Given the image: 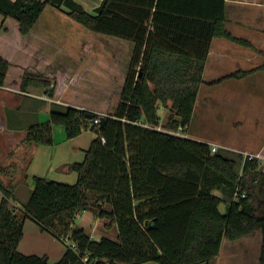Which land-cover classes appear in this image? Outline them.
<instances>
[{"label": "trees", "instance_id": "obj_1", "mask_svg": "<svg viewBox=\"0 0 264 264\" xmlns=\"http://www.w3.org/2000/svg\"><path fill=\"white\" fill-rule=\"evenodd\" d=\"M225 16V0H102L93 13L74 0H0V87L25 92L36 84L66 104H53L48 121L30 126L22 144L52 145L54 126L63 127L66 140L87 124L95 134L83 160L69 167L77 175L72 185L34 177L18 209L13 175L0 181V264H48L46 256L17 250L28 219L75 247L63 244L55 264H210L224 240L237 242L256 231L264 264V163L241 153H212L207 143L158 129L159 106L169 111L170 132L190 123L213 38L258 52L226 30ZM46 30L52 32L38 42ZM112 41L119 59L117 52L106 55ZM124 46L130 57L122 68ZM258 71L264 64L212 84ZM60 83L73 99L59 97ZM108 88L119 94L112 113L98 104L103 97L92 95ZM92 97L96 104L84 101ZM101 117L102 125L92 123ZM8 171L0 168V175ZM85 211L116 225V239L92 240L75 226Z\"/></svg>", "mask_w": 264, "mask_h": 264}, {"label": "crops", "instance_id": "obj_2", "mask_svg": "<svg viewBox=\"0 0 264 264\" xmlns=\"http://www.w3.org/2000/svg\"><path fill=\"white\" fill-rule=\"evenodd\" d=\"M74 1L90 13H93L102 2V0ZM225 11L226 30L234 37L250 42L258 52L223 38H213L191 119H194L195 115L200 116L206 113L216 115L219 110L228 113L226 117L230 119L229 125H233L228 131L232 132L233 136L229 139L221 133L214 137L210 146H215L217 150L225 151L224 153L228 152L229 155L249 152V154L259 155L260 159L264 161V142L258 140L260 137L264 139V78L248 79L259 76L258 74L264 73V71L255 72L242 79H223L219 83L212 84L234 72L253 70L264 64V56L259 54V52H264V0H225ZM1 22L2 18L0 17V25ZM51 32V30L41 31V36L37 41L43 43L45 39L42 36L49 35ZM44 102H50V109L53 104L66 106L62 102L50 99L46 89L36 84L29 85L25 92L0 87V168L9 169L8 174L0 175V181L3 184L8 182L7 176L13 175L17 184L15 187L22 184L28 186L29 178L31 181L34 177L43 178L52 169L53 164V172L56 175H61L73 172L69 168L70 165L83 160L85 150L74 144L71 147H61L60 149H57L54 144L50 146L35 144L25 146L22 144L26 130L39 123L37 118L29 119L24 123L25 119L21 113H33L36 104L41 105ZM112 112L113 110L110 111V113ZM157 113L160 116V114H169V111L159 106ZM204 116L206 120L207 115H201L200 118ZM190 128L191 121L184 137L205 143L197 138V135L188 136L187 132ZM76 138L68 141L73 142ZM81 152L83 157L80 155ZM74 174L77 179L76 173ZM69 179L76 182L73 177L72 180L71 177ZM105 209L109 210V207L105 206ZM86 224L91 229L88 230ZM108 224L107 218H98L91 211L78 214L75 222V226L83 228L91 239L96 241L102 237L116 239V225L108 226ZM256 232L259 235L257 240L261 249V233ZM17 250L25 256H46L48 264H55L63 256L65 246L48 233L41 231L36 223L28 219L24 221L23 236Z\"/></svg>", "mask_w": 264, "mask_h": 264}, {"label": "rangeland", "instance_id": "obj_3", "mask_svg": "<svg viewBox=\"0 0 264 264\" xmlns=\"http://www.w3.org/2000/svg\"><path fill=\"white\" fill-rule=\"evenodd\" d=\"M73 26L70 27H74V29H78L79 31H84V33H88V35H91L93 37L97 36L96 34L92 33V32H88L86 30H83V28L77 24H72ZM90 36V37H91ZM90 39L91 41V45L94 47L95 43H97V41L95 40V38ZM125 45H128V43L124 42ZM107 47V51H106V55L109 57L108 54L110 53H114L117 52L118 53V59H119V50L116 46V43L112 41V43L107 42L106 43ZM96 49V48H95ZM94 49V50H95ZM54 52H59L58 49L56 47H54ZM105 55V54H104ZM130 57V53L129 50L127 49V46H124L122 54H121V63H119V61H117V63H119V65L122 68H125L127 66V61L129 60ZM89 58H85L84 60H82L81 64H83L84 62L89 61ZM103 60L104 57H102ZM109 60V59H106ZM80 69L82 70V67H80ZM78 70V69H76ZM120 73H123V71L121 69H119ZM259 76H254V77H250L248 78L250 79H255L257 80V77L259 78H264V73H259ZM83 79H87L85 76ZM64 86V89H63ZM118 86V84H117ZM116 86V87H117ZM68 87L67 84H63L60 83L59 85V89L57 91V94L59 95V97L64 98V100L67 99H73V97L71 96V94H69V92H66V88ZM256 87V86H255ZM73 89H77L75 87H73ZM42 92V89H41ZM90 94V93H88ZM92 95L96 98L102 99L101 97H103L102 100H99V105L101 107L107 108L110 113L111 110H114L115 106L118 103L119 100V94H114L111 91L109 92V88H108V93L104 94L103 96L101 95H97V94H93ZM76 99H78L76 97ZM93 97L90 99H83L85 102H88L89 105L91 104H96L97 102L95 100H92ZM60 102V101H59ZM35 108V106H34ZM49 110H50V102H44L41 105L36 104V108L34 110L33 113H29V112H22L21 115L24 117L25 120H23V122L25 123L26 121H28L29 119H33V118H37V122L39 124L45 123L48 121V117H49ZM33 111V110H32ZM226 112L219 110L217 112V114H213L210 115L209 113L206 114H201V115H207V119L205 120V116L200 118V116L195 115L194 119H191V128L190 130L187 132L188 136H194L197 135V138L205 141V143H207L209 146L210 144L213 143L214 137L218 136L219 134H225L224 137L226 138H231L232 132H229L228 130L231 129L233 125H229V117H226ZM168 113H166L165 115H161L160 114V127H158L159 130L163 131V132H168L170 133V130L168 128H166V121L168 118ZM194 117V116H193ZM210 119V120H209ZM227 132H224V131ZM53 144L55 147H57V149H60L61 147L63 148H68L73 146V144L76 147H79L83 150H87L89 148V145L92 141V139L95 137V134L91 131V124H87L83 129L82 132L80 134V136H78L76 138L75 141H68L65 138V131L63 129L62 126H54L53 127ZM260 142H264V139H262L261 137L258 139ZM211 147V146H210ZM217 149V147H216ZM218 151H222V150H218ZM82 153V152H81ZM81 157H83V153L81 154ZM249 153V152H248ZM229 154V153H228ZM232 154V153H231ZM243 154V153H241ZM224 155H226V153H224ZM54 165V164H53ZM53 165H52V169L46 173V175H44L43 178H45L46 180H51V181H56L59 183H63V184H74L75 181L72 180L75 178L76 180V176L73 172H67V173H62L61 175H56L53 171ZM259 170L264 171V164H261L259 166ZM28 174V173H27ZM71 180L70 181V178ZM14 180L15 185L16 184V180ZM27 185L22 184L18 187H15L14 189V199H15V203H13V205L16 208H21L26 201L28 200L32 190H33V184L31 181V178H29L27 180ZM220 212H224L225 211V205L222 204L220 205ZM76 222V221H75ZM88 230L91 229V227H89L88 224H86ZM94 229V227H93ZM258 232H255L252 236L243 238L237 242H223L222 247H221V251H220V255L218 257V259H214L210 264H259L258 262V258H259V241L257 240L258 237ZM146 264H155L153 262L150 263H146Z\"/></svg>", "mask_w": 264, "mask_h": 264}, {"label": "built area", "instance_id": "obj_4", "mask_svg": "<svg viewBox=\"0 0 264 264\" xmlns=\"http://www.w3.org/2000/svg\"><path fill=\"white\" fill-rule=\"evenodd\" d=\"M100 120L97 118V119H94L92 121L93 124H99ZM188 129V125H184V126H179L178 129L175 131V132H170V134H173V135H176V136H181V137H184V134L185 132L187 131ZM101 142L104 143V139L101 137ZM210 150L212 153H215L217 151L216 147L215 146H211L210 147ZM244 157H248L249 159L250 158H256L258 159L261 163H264V161H262L259 157V155H254V154H249V153H243L242 154ZM242 197H244V195L242 194L241 195ZM62 242L65 246H69L70 248H72L73 250L75 249V247L71 244V242L68 240V239H62Z\"/></svg>", "mask_w": 264, "mask_h": 264}, {"label": "water", "instance_id": "obj_5", "mask_svg": "<svg viewBox=\"0 0 264 264\" xmlns=\"http://www.w3.org/2000/svg\"><path fill=\"white\" fill-rule=\"evenodd\" d=\"M85 118H86L87 120H90V119H92V115L87 114V115L85 116ZM103 122H104V117H101V119H100V125H102Z\"/></svg>", "mask_w": 264, "mask_h": 264}]
</instances>
